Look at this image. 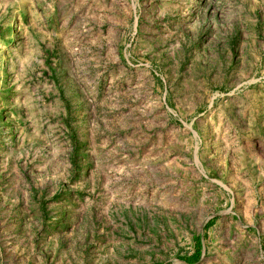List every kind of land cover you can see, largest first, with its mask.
Returning a JSON list of instances; mask_svg holds the SVG:
<instances>
[{"label":"rangeland","instance_id":"rangeland-1","mask_svg":"<svg viewBox=\"0 0 264 264\" xmlns=\"http://www.w3.org/2000/svg\"><path fill=\"white\" fill-rule=\"evenodd\" d=\"M0 264H264V0H0Z\"/></svg>","mask_w":264,"mask_h":264},{"label":"trees","instance_id":"trees-1","mask_svg":"<svg viewBox=\"0 0 264 264\" xmlns=\"http://www.w3.org/2000/svg\"><path fill=\"white\" fill-rule=\"evenodd\" d=\"M199 255H200V242H198V245H197V248H196V251L194 252V254L191 257L187 258V260L188 261H194V260L198 259Z\"/></svg>","mask_w":264,"mask_h":264}]
</instances>
